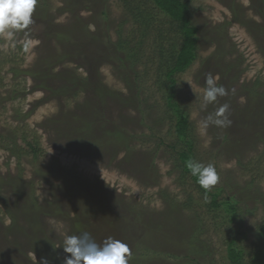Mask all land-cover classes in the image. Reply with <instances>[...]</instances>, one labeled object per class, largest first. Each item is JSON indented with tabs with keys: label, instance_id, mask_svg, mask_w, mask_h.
Returning a JSON list of instances; mask_svg holds the SVG:
<instances>
[{
	"label": "rangeland",
	"instance_id": "obj_1",
	"mask_svg": "<svg viewBox=\"0 0 264 264\" xmlns=\"http://www.w3.org/2000/svg\"><path fill=\"white\" fill-rule=\"evenodd\" d=\"M182 1L198 45L173 84L166 70L183 36L151 0H96L103 15L91 0H37L33 23L0 34V264L20 263L12 252L20 264H63L64 238L83 232L128 244L129 264H233V238L241 264H254L264 248V0ZM89 71L98 90L62 96L65 80ZM209 75L229 94L204 107ZM170 85L188 115L190 162L219 175L208 193L172 150ZM225 103L231 125L203 130ZM68 116L91 141L68 137ZM22 136L37 139L35 156ZM13 138L19 159L6 149ZM214 192L238 203L233 221L210 206ZM48 246L62 250L48 256Z\"/></svg>",
	"mask_w": 264,
	"mask_h": 264
},
{
	"label": "trees",
	"instance_id": "obj_2",
	"mask_svg": "<svg viewBox=\"0 0 264 264\" xmlns=\"http://www.w3.org/2000/svg\"><path fill=\"white\" fill-rule=\"evenodd\" d=\"M91 1H92V4L96 7V9L99 10V13L101 15H103L105 12L103 13V11H101V8L98 7V2H96V0H91ZM151 1L161 12L166 14L176 24L177 28L179 27L178 30L181 31L182 36H183L179 49L170 52V54L173 55L174 59L170 58L169 61L173 62L174 64H172V66H170V67H167V70H166V75H167L166 77L168 79H170L171 83L173 84V79H171L169 77L173 76L174 73L177 74V73L184 72L193 63V61L196 58V51H197V45H198V36H197L198 28L196 26H193L190 24V20H189V16H188V4L186 2H183L182 0H151ZM67 2L69 3V1H67ZM104 17H105V15H104ZM136 19H137L138 23L142 24V23L146 22L148 18H146L144 16L142 18L141 22L138 21V18H136ZM149 24H150L149 22L143 24L145 27V30H148L151 27ZM60 37L62 38L63 36H60ZM116 46L118 48L121 47V44L119 41H117ZM163 51H166V49L162 48L160 50V54L164 53ZM89 64L90 63H88V65ZM91 72H90V75L85 76V77L78 75V78L80 81H76L73 78L72 73H70L69 74L70 79L72 76V80H65V84L63 85V87H60L62 89V92H61L62 96H64V97L68 96L69 97L71 95V93L73 94L74 91H76L75 93H77V91L78 92H83V91L92 92V91L98 90V88L96 87V84H95V81H96L95 77H97V75H94ZM92 79H93V81H91ZM70 86H72V90L69 89ZM242 87H243V85H242ZM169 90H170V95L168 96V106L170 109H172V111L174 112V114L176 115V118H177L176 131H175L177 141L173 142L172 150L174 152H176L178 160H180L181 162L189 164L191 161L192 144L188 139V130L190 127V124L188 121V115H187V112L182 110L179 107V104L176 103V101L174 100L175 92L173 90V85L169 86ZM213 112H214V109L212 110V113ZM68 119H70L67 122V125L69 126V130H70L68 132L69 133L68 137L73 138V139H75V137L76 138L79 137L83 140L89 139L91 141V136H89V134L91 135L92 133L88 129V126H86V124L83 121L79 122L74 127V126H72V124H75V120L72 118V116H70ZM246 126H247V124L246 125L243 124L242 126L238 125L235 130L241 129V127L245 128ZM13 132H15V129ZM251 133H255V134L259 135V130L255 131V129H254ZM225 136H227V135H224L223 137H225ZM12 140H13V144H11V147H8L6 149L11 154V156L19 159L23 154V150H22L23 148H21V147L18 148V145L16 144L15 138H13ZM22 140H23V142H25V144H27L28 148L30 149V152L33 153V155L35 156V154L37 153V150H38L37 149V147H38L37 139L34 138L33 142L30 143L27 141V138L25 136H22ZM72 141L73 140H70V142H72ZM95 141H97L96 138H95ZM94 143L95 142H93L92 144H94ZM179 145H185L186 148H184V147L178 148ZM192 178L195 182H197L196 177L192 176ZM206 193H208V192H206ZM218 197H219V193H217V192L210 194V206L212 208H217V207L223 208L227 213L230 214L231 221H233L236 218V213L238 211V208L236 206L238 203L230 196L228 198L220 199V200H218ZM262 203L264 204V197L262 199ZM182 206H184V205H182ZM185 207H187V206L185 205ZM33 212H35V211H33ZM27 213H29V211ZM196 231H197V229L195 230V233H196ZM187 235L189 236L188 233H187ZM259 236L261 237V239H263V242H264V223L262 224V226L260 228ZM187 239L190 240L189 237ZM233 244H234V238L228 244V247H227L228 259L233 264H241L242 251L237 250L235 247H233L234 246ZM189 245H192V244H189ZM61 248H59V250H58V249H55L53 246H48L47 249L51 250V251H48V253H46V254L48 256H50V255L56 256L54 253H52V251L57 253V252L62 250ZM62 252H64V251L62 250ZM12 255H13L11 258L12 261H17L20 263L22 261H24L23 257L17 252H12ZM252 261L254 264H264V248H259L255 251V253L253 254ZM20 263H18V264H20ZM28 264H30V263H28Z\"/></svg>",
	"mask_w": 264,
	"mask_h": 264
},
{
	"label": "clouds",
	"instance_id": "obj_3",
	"mask_svg": "<svg viewBox=\"0 0 264 264\" xmlns=\"http://www.w3.org/2000/svg\"><path fill=\"white\" fill-rule=\"evenodd\" d=\"M36 3L37 0H0V34L11 35L13 31L26 29L33 23L32 15ZM228 94L229 91L224 86H218L215 79L209 75L205 80L203 106L206 107L216 102L218 97ZM228 111L227 103L220 106L214 114L202 121V129L206 131L209 126H230L232 122L227 115ZM188 167L205 192L211 191L218 184L220 178L214 165L193 161ZM62 248L66 254L63 264H129L130 247L112 237L98 244L88 232L69 235L64 238ZM44 264H47L46 260Z\"/></svg>",
	"mask_w": 264,
	"mask_h": 264
}]
</instances>
